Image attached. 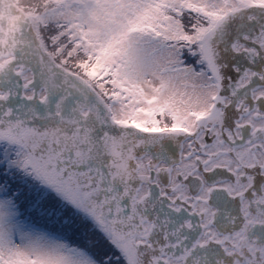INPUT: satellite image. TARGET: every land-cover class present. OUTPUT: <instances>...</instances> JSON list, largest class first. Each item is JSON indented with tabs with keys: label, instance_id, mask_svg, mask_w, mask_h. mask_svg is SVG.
Wrapping results in <instances>:
<instances>
[{
	"label": "snow or ice",
	"instance_id": "snow-or-ice-1",
	"mask_svg": "<svg viewBox=\"0 0 264 264\" xmlns=\"http://www.w3.org/2000/svg\"><path fill=\"white\" fill-rule=\"evenodd\" d=\"M0 264H264V0H0Z\"/></svg>",
	"mask_w": 264,
	"mask_h": 264
}]
</instances>
